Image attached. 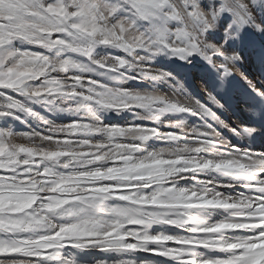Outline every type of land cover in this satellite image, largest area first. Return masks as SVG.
<instances>
[{"label": "snow or ice", "instance_id": "6c2138e0", "mask_svg": "<svg viewBox=\"0 0 264 264\" xmlns=\"http://www.w3.org/2000/svg\"><path fill=\"white\" fill-rule=\"evenodd\" d=\"M0 264H264V0H0Z\"/></svg>", "mask_w": 264, "mask_h": 264}, {"label": "bare ground", "instance_id": "6f19581e", "mask_svg": "<svg viewBox=\"0 0 264 264\" xmlns=\"http://www.w3.org/2000/svg\"><path fill=\"white\" fill-rule=\"evenodd\" d=\"M197 87L198 88H203L202 85H200L199 83L197 84ZM201 102L202 103H205L207 106L209 107H212L214 111H218L214 105H212L211 101L208 100V97H207V93L205 91H202L201 92ZM218 100H220V103H226V100L225 99H222L220 96L217 97ZM189 123H191V121H189Z\"/></svg>", "mask_w": 264, "mask_h": 264}]
</instances>
